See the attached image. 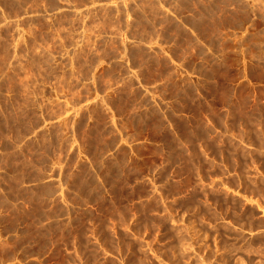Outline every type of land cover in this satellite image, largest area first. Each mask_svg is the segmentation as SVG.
Instances as JSON below:
<instances>
[{
	"label": "rangeland",
	"instance_id": "1",
	"mask_svg": "<svg viewBox=\"0 0 264 264\" xmlns=\"http://www.w3.org/2000/svg\"><path fill=\"white\" fill-rule=\"evenodd\" d=\"M180 25H203L211 101L148 108L161 93L121 61L146 42L158 66ZM13 137L61 181L15 264H264V0H0L3 159ZM77 155L96 206L77 207Z\"/></svg>",
	"mask_w": 264,
	"mask_h": 264
},
{
	"label": "crops",
	"instance_id": "2",
	"mask_svg": "<svg viewBox=\"0 0 264 264\" xmlns=\"http://www.w3.org/2000/svg\"><path fill=\"white\" fill-rule=\"evenodd\" d=\"M180 26L186 33L188 41L180 39L174 42L171 39L168 43L159 42L156 54L158 66L151 67L150 63L154 55L148 53L151 48L150 43L146 42H138V45L146 51V55L136 56L128 53L121 61L124 69L123 76L140 79L139 82L136 81V85L152 89V92L157 88L161 93L160 100L150 101L148 108L159 111L166 109L200 110L207 108L205 104L211 101L209 95L200 88L205 83V79L209 78L210 62L209 53L207 49H204L203 25ZM173 29L177 31V21ZM110 61V59L107 60V63ZM147 70L153 71L151 73L155 80L143 81ZM189 88L193 91L189 92ZM161 124L168 125L162 118ZM172 130L174 131V128ZM175 140L182 142L179 136H175ZM12 141L15 143L9 153V158L3 159L2 156L7 155H3L0 151V264H15L19 260L28 261V239H30L29 245L33 244L35 199L43 197L39 204L49 206L52 194L50 188L56 187L52 194L54 198L61 185L58 171L57 178L51 177L50 170L35 164L34 159L30 161L29 157L24 154L16 158L13 152L18 150L24 139L18 141L13 137ZM89 158L87 165L89 169L83 170L81 155H77L78 209L84 207L85 204V207L94 206L95 193L107 189L105 185L99 184L97 175L92 171V158L90 156ZM43 190L47 192L44 193ZM79 201L85 203L82 205ZM18 239L22 241L20 248L17 245Z\"/></svg>",
	"mask_w": 264,
	"mask_h": 264
}]
</instances>
